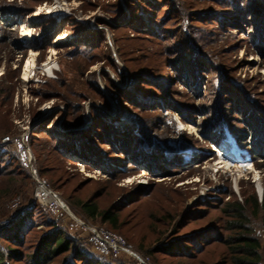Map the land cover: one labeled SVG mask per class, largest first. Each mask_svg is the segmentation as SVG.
<instances>
[{"label": "rangeland", "instance_id": "obj_1", "mask_svg": "<svg viewBox=\"0 0 264 264\" xmlns=\"http://www.w3.org/2000/svg\"><path fill=\"white\" fill-rule=\"evenodd\" d=\"M259 21L264 0H0V163L22 169L0 180V233L32 213L27 255L54 224L101 264H136L101 254L68 216L38 214L36 170L77 220L109 231L81 212L88 200L119 214L117 235L151 264H216L215 244L186 260L150 253L179 237L220 233V209L242 200L241 189L262 200ZM25 22L36 34L28 41L18 30ZM227 141L241 159L218 156ZM79 155L101 157L119 177ZM263 234L256 227L264 244ZM0 248L14 246L0 240Z\"/></svg>", "mask_w": 264, "mask_h": 264}, {"label": "trees", "instance_id": "obj_2", "mask_svg": "<svg viewBox=\"0 0 264 264\" xmlns=\"http://www.w3.org/2000/svg\"><path fill=\"white\" fill-rule=\"evenodd\" d=\"M257 27L262 29L263 32L264 22L259 21ZM257 39L261 41L262 37L258 34ZM223 121L225 122V120ZM233 134L236 135L234 132ZM221 135L224 136V133L222 132ZM238 139L240 143L241 138L238 137ZM68 147L66 145L65 148L69 150ZM70 149L72 150L73 148L70 147ZM260 154L258 151H252L254 158L255 156H260ZM79 156L82 160L84 159L83 162H88L86 163L87 165L109 174L111 179L117 178L120 175L115 172L114 166H109L98 155H96L98 157L97 160H92L85 155ZM135 157L141 162L144 158L140 156ZM4 163L3 161L2 164ZM195 165L199 166L198 164ZM153 166L157 167L156 164H153ZM4 168L1 167L0 163V180L2 177L18 176L20 171H22L20 169L18 172L16 167L13 169L11 167L8 169V166ZM196 169L200 168L197 167ZM135 170L139 171L138 168ZM7 183L11 184V187H15L16 185L14 180H9ZM241 196L242 200L239 201L232 198L226 201L220 209L223 213L222 218L218 220L220 223L222 222L221 227L217 229L220 233L206 232L202 237H198L197 239H188L186 236L180 239L179 237L158 246L155 250L156 252H151L150 255L160 253L179 260H186L194 258L196 253H201L204 248L215 244L219 249L216 264H264L263 240L256 235V227L262 228L264 232V191L260 202L253 188L249 191L241 189ZM204 206L200 205L199 208H203ZM79 209L89 219L98 221L105 228L108 225L107 229L110 232L119 235L117 232L120 229L119 214H114L110 209L100 211L97 204H93L89 200L80 203ZM36 211L38 214L43 212L40 206H37ZM197 212L199 211H196L195 214H198ZM33 215L32 213H26L8 230L0 233V240H4L10 243L11 246H14L13 249L10 250L8 248L6 251L0 248V264H10L8 261L15 264H101L82 250L71 237L54 224L49 225L51 231L47 235L39 237L34 246L33 253L27 255L25 250L22 251V249L25 248L26 233L30 231V228L36 229ZM212 234H214L215 238L210 237ZM58 260L60 261L58 262Z\"/></svg>", "mask_w": 264, "mask_h": 264}, {"label": "built area", "instance_id": "obj_3", "mask_svg": "<svg viewBox=\"0 0 264 264\" xmlns=\"http://www.w3.org/2000/svg\"><path fill=\"white\" fill-rule=\"evenodd\" d=\"M5 141H9V139H6ZM33 174L36 184L34 195L35 203H37L45 211L50 212L55 219L58 220L68 216L76 227L89 232L91 237L90 242L97 247L101 254L108 256H128L136 264H151L149 259H145L139 253L135 252L118 235L113 234L106 229L77 220L67 204L49 187L46 181L38 176L36 170L33 171Z\"/></svg>", "mask_w": 264, "mask_h": 264}, {"label": "bare ground", "instance_id": "obj_4", "mask_svg": "<svg viewBox=\"0 0 264 264\" xmlns=\"http://www.w3.org/2000/svg\"><path fill=\"white\" fill-rule=\"evenodd\" d=\"M49 12V11H48ZM50 13V12H49ZM19 28V27H18ZM18 30L21 31V37L22 39H24L25 41H28L32 38H34L36 36V34L33 33L32 31V27H30V25L28 23H22V26L21 28H19ZM58 40H62L61 38H59ZM37 54L35 52H31V59L28 61V63L26 64L25 66V70H24V76L27 78L25 79L26 82L29 81V78L28 76L32 73V71L34 70L35 68V58H36ZM55 62L52 60V58H50L44 65H43V68L44 70L46 71L47 74H52L53 73V65ZM193 129L192 126H189V130L191 131ZM220 153H218V156L223 159H239V155H238V152L237 150L235 149V146H234V143L231 142V141H227L225 144H224V147L223 149H221L219 151ZM241 159V158H240ZM240 163V162H239ZM81 165V168H84L83 164H80ZM245 169L246 166H241L240 168ZM258 190L259 192L261 191V187L260 185H258Z\"/></svg>", "mask_w": 264, "mask_h": 264}]
</instances>
